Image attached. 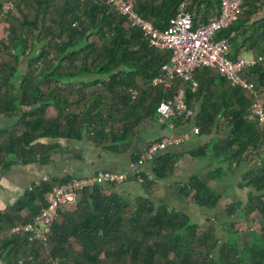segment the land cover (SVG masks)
Returning a JSON list of instances; mask_svg holds the SVG:
<instances>
[{
  "label": "trees",
  "instance_id": "obj_1",
  "mask_svg": "<svg viewBox=\"0 0 264 264\" xmlns=\"http://www.w3.org/2000/svg\"><path fill=\"white\" fill-rule=\"evenodd\" d=\"M130 1L143 18L165 31L181 4L197 27L219 16L221 0ZM243 1L244 13L217 36L228 40L233 60L249 53L264 54V0ZM2 6L0 0L1 15ZM16 10L19 17L14 11L2 15L9 28L6 38L0 37V186L15 166L51 162L48 154L54 145L42 144V139L77 140L88 132L113 136L115 127H105L111 116L107 107L122 104L134 110L150 96L152 111L157 113L159 102L179 87V83L171 89L152 86L171 51L151 46L141 31L126 25V18L108 0H19ZM7 53L14 62L2 57ZM23 58H27L26 69L20 75ZM89 74L99 77L84 79ZM194 76L198 86L192 90L187 85V103L193 107L202 102L195 132L225 131L192 152L213 151L219 166L210 177L227 175L225 163L239 167L255 156L261 160L244 175L242 186L254 190L248 204L227 206L228 217L238 221L229 223L226 242L201 229L185 213L165 206L157 209L147 197L133 206L118 194L117 185H95L82 191L73 211H61L48 251L26 236L10 234L17 225L41 214L53 188L70 180L48 178L33 184L15 206L0 210V257L9 264H264V236L251 233L246 245L238 239L239 233L248 231L250 221L264 222V130L249 114L254 98L210 67L196 68ZM244 76L254 84L264 107V61L245 68ZM72 78L78 82L68 88ZM68 92L76 94L74 103L68 100ZM72 104L75 110H70ZM142 117L132 124L123 121L127 132L123 137H129ZM3 119L11 124H1ZM177 158L176 154H158L152 161L156 177L170 176ZM180 188L193 202L210 209L221 199L198 176ZM76 244L80 251L74 249Z\"/></svg>",
  "mask_w": 264,
  "mask_h": 264
},
{
  "label": "crops",
  "instance_id": "obj_2",
  "mask_svg": "<svg viewBox=\"0 0 264 264\" xmlns=\"http://www.w3.org/2000/svg\"><path fill=\"white\" fill-rule=\"evenodd\" d=\"M15 13L17 12L15 11ZM0 27L8 29L9 24L3 21ZM12 53H14L13 50ZM4 55H2L3 58ZM6 55L11 58V60H6L14 62L11 54L7 53ZM21 63L23 65L20 75H23L27 58L21 59ZM98 77V75L89 74L84 79L89 81ZM77 82V78H72L67 82L68 88L74 87ZM177 83H179V87L188 84L183 78H178ZM67 96L72 103L77 100L76 94L68 92ZM152 100V97H147V100L138 103L134 110L126 109L122 104L116 105L115 109L107 107L105 111L111 116L107 122L105 121V127L108 129L115 127L113 136L110 134L107 137L105 132L100 134L88 132L77 140L66 138L42 139L40 141L42 144L54 145V149L48 154L51 162L49 164L34 163L15 166L6 174L2 178L0 186V210L6 211L15 206L33 184L41 183L48 178L62 181L65 178L94 176L95 172L99 170L127 171L131 177L117 186L116 191L128 203L134 206L142 197L150 198L157 209L165 206L171 211L185 213L201 229L210 231L217 237L216 229L218 231V228L213 218L224 217V212L230 204L239 202L243 203L244 207L248 204L249 197L254 190L250 186H242L244 175L259 166L261 160L255 156L239 167L235 163L232 167L225 163L223 166L228 171L227 175L221 179H212L210 172L219 166V162L213 158V151L209 150L206 154L199 155L192 154V152L223 136L225 131L215 130L208 135L195 132V116L201 109V101L193 104V107L191 106L194 115L190 120L186 117H172L163 121L160 120L157 113L152 111ZM70 110H75L73 104L70 106ZM140 116H143L142 119L139 122L136 121L137 125L130 130L129 137H123L127 133L123 121L132 124ZM1 124L11 123L8 119H3ZM118 135L121 138H116ZM166 136H173L180 140L162 150V153L178 155L173 173L167 178H157L154 172V162L148 161L142 166V172L147 177V182L137 181L133 177V171L130 168L131 163L139 158L145 148ZM194 176L200 177L221 195V199L215 208L200 206L181 192L180 186L188 183ZM224 218L236 219L227 216ZM225 221L229 223L227 220ZM226 232L228 238L227 229ZM246 236L249 238L247 242ZM238 239L240 245H246L252 239V235L249 232H241ZM74 249L76 251L81 250L77 244L74 245ZM0 264L9 263L0 257ZM70 264L73 263L70 262Z\"/></svg>",
  "mask_w": 264,
  "mask_h": 264
},
{
  "label": "built area",
  "instance_id": "obj_3",
  "mask_svg": "<svg viewBox=\"0 0 264 264\" xmlns=\"http://www.w3.org/2000/svg\"><path fill=\"white\" fill-rule=\"evenodd\" d=\"M19 0H3L2 15L16 10ZM114 9L127 20L126 25L141 31L151 46L160 50H170L169 62L162 67V72L155 76L152 86H161L171 89L176 86L177 79L183 78L192 90L198 86L194 73L198 67H210L231 84L241 86L254 98L249 114L264 130V107L257 97L254 84L244 76L248 66L264 61L263 55H241L237 60L230 58V45L227 39H218L220 31L228 28L244 13L243 0H221L219 16L207 24L197 27L194 25L192 14L186 11L183 3L177 16L170 19L165 31L158 29L150 20L143 18L130 0H108ZM187 87L180 86L174 94L162 99L157 106L160 120L166 121L172 117L190 118L194 110L187 103ZM133 94H137L133 90ZM180 140L173 136H166L153 142L141 153L139 158L130 165L133 177L143 182L142 166L153 161L167 146L178 143ZM131 175L126 172L104 171L95 172L94 176L72 178L67 182L56 185L48 197V206L32 222L19 224L10 234L29 238L31 243H41L50 251V241L53 227L61 211H73L79 202L82 191L95 185H121ZM47 180V179H46Z\"/></svg>",
  "mask_w": 264,
  "mask_h": 264
},
{
  "label": "rangeland",
  "instance_id": "obj_4",
  "mask_svg": "<svg viewBox=\"0 0 264 264\" xmlns=\"http://www.w3.org/2000/svg\"><path fill=\"white\" fill-rule=\"evenodd\" d=\"M17 12V17H19V11L18 10H15ZM14 11V13H15ZM16 17V16H15ZM2 15L0 14V24L4 21L2 20ZM7 36V32H6V29L0 27V37L1 38H6ZM95 40H97L96 38H93ZM6 55V54H5ZM4 55V58L5 59H9L11 60V58L9 56H5ZM228 217V214L227 212H224V217ZM213 218V221L216 223V227L218 228V231L216 229V235H217V238L219 241L221 242H224V241H227V232H226V229L227 231H229V223L231 221H238V219H226V218ZM215 219H217L218 221H216ZM225 220H227L229 223H227ZM238 223V222H237ZM248 231L249 233H256V236L258 238H261L262 236H264V222H262L261 220H258L256 222H251L248 224ZM247 238V239H246ZM245 240L246 242L249 240L248 236H246ZM233 239V238H231Z\"/></svg>",
  "mask_w": 264,
  "mask_h": 264
}]
</instances>
